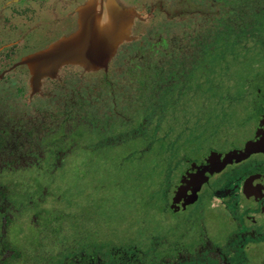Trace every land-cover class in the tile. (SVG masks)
I'll use <instances>...</instances> for the list:
<instances>
[{"label": "rangeland", "instance_id": "1", "mask_svg": "<svg viewBox=\"0 0 264 264\" xmlns=\"http://www.w3.org/2000/svg\"><path fill=\"white\" fill-rule=\"evenodd\" d=\"M94 1L67 0L71 8L64 10L65 5L60 0H0V49L16 43L17 47L11 55L14 61L49 48L59 38L77 31V27L74 30L67 27L69 23L66 17L80 15ZM116 1L128 19L124 31L130 34L135 30L132 34L136 36L122 41L110 60L106 61V80L112 84L111 90L105 85L91 90L94 77L89 79L91 84H88L87 80L77 78L75 70L79 68L71 66L63 70L65 81L62 86L52 89V93H60L64 88L69 92L79 81L80 87L83 86L82 91L86 87L101 101V111L109 108L113 100L118 102L119 114L122 111L128 114L135 109V120L127 124L131 130H136L135 137L129 139L126 135H120L118 144L102 143L89 148L72 145L64 159L66 162L60 168L50 173L42 167L39 175L31 176V182L26 181L30 177L27 172L3 174L4 181L11 182L7 184L10 188L8 197L14 202L25 199L32 192L41 197L43 194L40 190H46L44 202L51 207L53 230L46 233L41 229L36 230L33 224L29 225L28 216H21L18 225L7 229V236L14 245H25L33 252L36 250L40 257H43L46 248L58 252L57 256L63 255L60 248L74 238L78 242L77 247L90 244L96 248L98 244L118 246L128 241L135 246L136 264H160V257L168 253L169 248L188 254L202 239L207 238L219 245L220 241H228L236 230L237 222L232 221L225 211L209 208L204 194L196 203L176 213L165 207L164 195L167 182L182 169L173 170L174 160L183 154L191 156L194 153L195 146L187 145V137L198 135L201 144L217 145L215 137L201 136L212 128L215 119L221 118L235 125L241 114L251 112L250 104L256 100V87L264 83V26L260 28L259 38L254 43L250 36L241 38L235 44L231 41L214 43L213 46L217 45L220 51L216 54L223 55L220 61L209 69L207 66L193 65L189 76L176 80L169 90L165 87L157 101L143 100L139 96L138 84L131 83L140 67L133 69L128 66V58L136 50L146 49L158 35L165 39L164 50L167 53L163 55L164 59L183 58L181 53L193 55L191 44L200 36L211 35L217 22L209 14L192 11L189 5L182 18L166 14L165 10L181 3L186 5L184 0H160L161 9L154 3L157 0H137L135 4L141 2V8L132 5L128 9L123 7L122 0ZM201 1L191 0V3ZM44 3L48 5L47 9L41 8ZM201 4L208 5V2ZM210 6L208 13L215 8L212 4ZM93 10L97 12L96 7ZM260 13H264V6ZM248 14L249 11L245 10L244 17L233 21H248ZM139 15L142 23L135 21ZM108 23L109 19L106 18L104 25ZM130 26L132 29L129 32ZM56 32L61 33L50 37L51 33ZM208 51H211L207 56L212 61L211 55H214L215 49ZM134 58L136 62L139 61L137 57ZM153 60L151 58L150 62ZM210 72L212 76H209ZM26 73L28 79L17 71L7 80H0V107L7 104L24 108L23 95L29 91L28 67ZM148 90L152 94V88ZM226 94H232L238 100L228 103L227 99H223ZM156 98L153 96V100ZM31 101L38 105L51 103L40 96L33 97ZM159 101L164 104L163 116L157 125H153L152 121L145 124L146 120L142 117L143 111L149 107L147 103ZM203 116L208 119H199L196 128H192L196 119ZM236 128L231 133L232 137L240 135ZM85 135L83 140L96 141L90 133ZM207 191L208 187H205ZM45 222V218L40 216L39 223ZM36 232L45 235L42 240L45 249L34 246ZM224 246L221 252L227 254V259L234 264H255L252 256L264 250L262 245L248 247L242 256H238L233 244L225 243ZM26 254L31 253L27 251ZM182 264L189 263L183 261Z\"/></svg>", "mask_w": 264, "mask_h": 264}, {"label": "flooded vegetation", "instance_id": "2", "mask_svg": "<svg viewBox=\"0 0 264 264\" xmlns=\"http://www.w3.org/2000/svg\"><path fill=\"white\" fill-rule=\"evenodd\" d=\"M60 1V3L65 5L64 10H66V8H71L70 5H67V0ZM112 1L114 5L119 8L116 3L117 1ZM135 1L137 0H122V5L125 9L132 8V5H136ZM154 3H157L159 6L158 9H161L160 0H157ZM141 4L142 3L140 2V4L135 7L139 6L141 8ZM107 5L108 0L94 1L92 7L97 8V12L95 11L96 17L99 16V18L103 19L108 16ZM79 6L80 4H78V7ZM41 8L47 9L48 5L44 3ZM165 11L167 12V10ZM27 13L30 14L31 10ZM78 17L79 15H76L75 17H66V20H68L69 23L67 27L72 28V30L78 27ZM107 18L109 19V17ZM138 18H140V15L135 18L136 23H142ZM118 20L120 30L124 29L125 25H128L126 22L128 19L125 16L124 10L122 11L120 9ZM54 21L55 20H51V22ZM63 27L66 26L63 25ZM129 28L130 32L132 26ZM132 32L126 34V38H121V41H119L115 47V52L122 41L132 39L136 36L133 35ZM60 33L61 32L51 33L50 37L56 36ZM45 35L44 38H47ZM15 44L16 43H10L2 46L0 49V80H2L1 78L5 74L10 72L11 75L17 71L23 74L24 79H28L25 65L16 64L20 59L14 61L11 60L12 52L14 48L17 47ZM7 55L9 57L1 59V56L4 57ZM71 66L79 68V70H75L77 78L87 80L88 84H91L89 78L85 74L83 75L81 67L77 65H65L60 71L57 70L56 74L53 76L59 80V83L54 85L49 80L53 77H44L42 78L44 79V83L42 84L41 79L39 89L32 94L30 93L29 86V91L23 95L24 99L25 97L29 98L28 101H24V108L12 105L8 106L7 104H4L3 106L1 105L0 122L4 119L20 118L25 121V125H34L41 110L48 113H52L55 110L57 101L59 102V98L55 97L56 94L63 95V93L72 92L80 95V97H74L70 108L78 110V115L83 117V129L91 130L90 127L96 126V124L91 123V121H94L101 125L99 133H105L112 144H118L117 140L120 141V135H126L129 139L134 138L136 134L135 130H131L130 126L127 124L135 120V109L128 114H124V111L119 114L117 112L118 102L113 100L109 108L101 111V101L87 91L86 87L85 90L83 89L82 91L83 86L80 87L81 83L79 81L69 90V92H67V88H64L60 93H52V89L62 86V83L65 81L62 77L63 70H66ZM98 71L101 74H105L104 76L106 78V65ZM100 83L101 82H95L91 84L90 89H93L94 91L101 85H105L111 90L112 84L108 81ZM62 95L60 97H62ZM254 95V99L256 100L250 104L251 112L246 115L241 114V118H237L238 122L235 123V125H233L234 123L232 122H224L221 118H217L214 120L213 124H211L212 128L201 135L202 137H215L218 141L217 145L201 144L199 137H197L198 135L192 138L189 147L192 145L195 146V149L193 150L194 153H190L191 156L183 154L180 158L174 160L173 170L175 171L177 168L181 167L182 169L178 174L176 173V176L170 178L167 182L165 190L166 196L164 195L166 203L165 207L172 213L184 211L188 206L196 203L202 194H204V200L207 202L209 208L225 211L228 217L232 218V221L237 222L236 230L228 237V241L225 243H227V245L233 244L235 246L234 250L237 251L238 256H242L248 247L258 245L264 247V83H261L256 87ZM35 96L47 98L51 103L46 105L40 104V106L36 102L31 101ZM142 99H152V101H155L158 98L153 100L151 97H143ZM124 103L125 102H123V104ZM99 110L101 112H99ZM115 114L118 115L115 116ZM28 118L30 121H27ZM75 118H77V116ZM120 127L123 128L122 132H120ZM235 127H237L236 129H238L237 131L240 132V135L232 137L231 133L235 130ZM98 141L102 142L103 140L97 139V142ZM109 141H107L106 144H110ZM246 141L255 142L258 145V149L248 153L240 159H235L233 156H230L228 161H223L226 153L243 150ZM72 145L77 144L73 143L66 146L64 145L61 151L62 155L59 157H52L50 154H47V152L51 150V147L43 145L42 148L39 146L40 153L39 150L36 151L37 156H28L26 160L21 157L19 160L1 164L0 189L3 191V196L0 198L1 245L4 247H11L14 245L7 236V229H11L13 224L18 225L21 221V216H28L36 230L41 229L45 232V224L39 223V217H44V210H46L45 208H43L44 210H41V206L44 207L46 204L39 203L41 197L36 195L35 192L28 194L25 199H22L23 201L17 199L14 202L11 200L8 197L10 188L7 186V184L11 182H5L3 174H13L20 171L27 172L30 174V177H27L26 181L31 182V176L39 175L38 171L42 169V167L48 172L54 173L64 162H66L64 159ZM91 146L92 145L90 144H84L80 147L89 148ZM205 187H208L207 192H205ZM40 191L44 192L42 190ZM176 193L178 199L176 202L172 203V199ZM36 201L38 204H36ZM30 208H33V210L28 211ZM6 220H8V225L3 226V223H5ZM36 234L40 235L38 232H36ZM223 242L224 241H220L219 245H216V242L209 241L207 238L202 239L197 243V246L193 247L192 250L188 252V254L177 251L178 249L175 250V248H169L168 253H163L160 257V264H182L183 261H187L189 264H234L229 261L230 259H227V254L221 252V250L225 248V243ZM67 245L70 252L73 250L81 255L84 250L93 255V257H91L92 259L87 257L80 259L84 260L83 264H89L87 260H95V262H91L94 264H136L137 260L134 253L136 250L133 249L135 246L128 241L122 242L118 246H105L98 244V248L92 244L77 247V241H68ZM252 258L255 260V264H262V261L264 260V250L262 249L259 255L252 256ZM67 260L77 259H73L70 256Z\"/></svg>", "mask_w": 264, "mask_h": 264}, {"label": "trees", "instance_id": "3", "mask_svg": "<svg viewBox=\"0 0 264 264\" xmlns=\"http://www.w3.org/2000/svg\"><path fill=\"white\" fill-rule=\"evenodd\" d=\"M184 1L186 5L181 3L174 8L168 9L166 13L169 16H178L182 18L184 17L186 11H188L187 6L189 5L192 11L203 15L209 14L213 20H216V29L211 35L207 37L200 36L199 40H196L194 43H192L191 47L195 54L192 55L181 53L183 58L178 59L175 57H169L168 59H164L165 57H163V55L167 53L164 50L165 39L160 35H158L156 40L146 49L144 48L143 50L139 51L136 50L133 56L128 58L130 62L128 66L133 69H135L137 66L140 67V70L133 76L134 80L132 81L138 84L139 87L137 89L140 91L139 96L141 97L153 98V96H155L159 99L165 87L169 90V88L172 87L174 83H176V80H182L183 78L186 79V77L189 76L193 65H203L207 66L209 69L212 64L220 61L223 58V55L216 54L220 51L218 50L217 45L213 46L214 43L231 41L233 44H235L241 38H248L249 36L253 39L254 43L259 38L258 33L260 28L264 26V13H260L264 6V0L201 1V3L204 1L208 2V5L201 4L200 2L198 4H193L191 3V0ZM211 4L215 8L210 13H208L207 9H210ZM245 10L249 11L248 21H233L236 18L244 17ZM216 15L217 17H215ZM219 27H221V29H218ZM212 48L215 49V51H213L214 55H211L213 56L211 61L207 54L211 52L208 50ZM5 57L9 56H1V59H5ZM134 57H137L141 62H136ZM151 58H154L152 63L150 62ZM66 65H77L81 67L83 75L85 74L89 79L94 77L95 82L104 83L107 81L104 76L105 74H101L98 71L106 64L96 68H85L78 64ZM25 67L27 68V65H25ZM208 71H206V74H208ZM9 75L10 72L5 74L1 79H7ZM212 75L213 74L210 72L209 76ZM49 80L54 85L59 83V80H57L55 77L50 78ZM150 87L152 88V94H150L148 90ZM61 95L62 94L55 95V97L59 98V102L57 101L55 110L52 113L41 110L34 125H25V121L20 118L4 119L0 122V169L2 163H10L14 160H19L21 157L26 160L28 156H37L36 151L39 150L40 153V148H42L43 145L51 147V150H49L50 152L48 151L47 154H50L52 157H59L62 155L61 151L64 145L66 146L73 143H76V146H82L84 144L96 145L107 143V141H109V138L107 135H105V133H99L101 125L94 121H91V123L96 124V126L90 127L91 130L83 129V117L78 115V110H73L70 108L74 97H80L79 94L70 92L63 93L62 97H60ZM223 99H227L228 103L232 100H238L237 97L233 96L232 94H226L223 96ZM24 100L28 101L29 98L25 97ZM147 104L149 107L143 111L144 117L142 118L143 120H146L145 124H149L152 121L153 125L155 123L157 125L159 119L163 116L164 104L160 101L157 103L148 102ZM76 116L77 118H75ZM199 119L207 120L208 118L206 116L198 117L192 128H196L195 124L198 123ZM27 121H30L29 118ZM120 128V132H122L123 128ZM86 133H90L96 139V141L93 140L91 142H87L83 140L84 136H86ZM74 134H77L78 136L75 137ZM101 137L104 138L103 141L97 142V139L101 140ZM193 137L194 135L187 137V145L191 143ZM109 143L111 142L109 141ZM42 191L45 192V190ZM2 196L3 191L0 189V198ZM46 197L47 196L43 194V196H41V201L39 202L46 204L44 207L41 206V210H44L43 208L46 209L44 210V218L46 220L45 233L46 231L53 230V218L50 214L51 207H49L47 202H44ZM7 223L8 220L3 223V226L8 225ZM29 225H32L31 220H29ZM15 226L16 224L12 225V227ZM43 238H45V235L36 234L34 246L43 247L45 249L42 242ZM75 239L76 238H74L72 242L76 241ZM27 251L31 254H26ZM60 252H64V254L57 256L58 252L54 253L53 250L51 251L50 249L46 248L45 254H43V257H40L36 254V250L33 252L25 245L4 247L0 244V264H83L84 260L80 259L84 257L92 259L91 257H93L92 254L84 250L81 255L77 254L76 251L73 250L70 252L68 245L60 248ZM70 256L73 259L76 258L77 260H67ZM87 261L89 264H94L91 263L92 261L95 262V260Z\"/></svg>", "mask_w": 264, "mask_h": 264}, {"label": "water", "instance_id": "4", "mask_svg": "<svg viewBox=\"0 0 264 264\" xmlns=\"http://www.w3.org/2000/svg\"><path fill=\"white\" fill-rule=\"evenodd\" d=\"M107 14L110 23L99 27L95 21L96 14L92 3H90L89 8L80 13L77 31L74 34L59 38L49 48L27 55L16 63L25 64L29 69L31 94L39 89L42 78L53 77L62 65L78 64L85 68H96L106 64L115 52L121 37L126 38L125 35H119L120 9L112 0H108ZM257 149L258 145L255 142L246 141L243 150L226 153L223 161H228L230 156L240 159ZM177 199L176 193L172 203Z\"/></svg>", "mask_w": 264, "mask_h": 264}, {"label": "bare ground", "instance_id": "5", "mask_svg": "<svg viewBox=\"0 0 264 264\" xmlns=\"http://www.w3.org/2000/svg\"><path fill=\"white\" fill-rule=\"evenodd\" d=\"M108 17V16H107ZM106 17V18H107ZM105 18V17H104ZM101 19V18H99V16H97L96 18H95V21H96V23H97V25L99 26V27H102V26H104V24H105V19ZM125 29V28H124ZM124 29H122V30H120V26H119V35L120 36H122V35H126V30L124 31ZM125 33V34H124ZM110 60V59H109ZM107 63V62H106Z\"/></svg>", "mask_w": 264, "mask_h": 264}]
</instances>
